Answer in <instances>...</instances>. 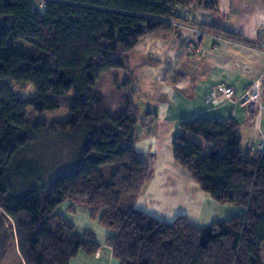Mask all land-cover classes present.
<instances>
[{
	"label": "trees",
	"instance_id": "obj_1",
	"mask_svg": "<svg viewBox=\"0 0 264 264\" xmlns=\"http://www.w3.org/2000/svg\"><path fill=\"white\" fill-rule=\"evenodd\" d=\"M215 2L0 0V231L8 239L14 228L26 264H67L79 251H98L92 231L77 233L56 212L67 201L70 210L86 207L111 232L105 243L119 264H264V149L241 147L237 121L182 120L172 154L203 192L242 212L202 226L184 214L168 222L134 208L152 173L135 148L140 109L134 77L114 79L126 91L115 113L105 93L94 89L101 73L128 71L130 54L144 35H180V20L241 42L180 11ZM20 41L27 45L13 44ZM11 83L32 85L34 96H18ZM62 99L67 118H29L31 112L59 108ZM46 133L72 145L78 162L49 182L31 170L35 163L20 159Z\"/></svg>",
	"mask_w": 264,
	"mask_h": 264
},
{
	"label": "crops",
	"instance_id": "obj_2",
	"mask_svg": "<svg viewBox=\"0 0 264 264\" xmlns=\"http://www.w3.org/2000/svg\"><path fill=\"white\" fill-rule=\"evenodd\" d=\"M190 11L195 21L212 23L242 41L220 34L193 36L201 49L194 54L184 47L182 33L159 32L142 37L131 52L130 66L137 78L150 79L155 86L151 96L137 95L135 148L149 161L152 173L134 208L168 222L184 214L202 226L237 215L243 208L217 202L200 190L175 162L172 142L179 123L195 117L235 119L242 148L264 142V96L254 107L240 100L244 90L264 74V50L258 46L264 45V0H216L211 8L193 6ZM220 84L230 87L233 95L227 98L219 93V104L212 105L209 94ZM69 206L67 201L56 212L71 221L77 233L92 231L99 249L94 254L79 251L67 264H119L105 243L111 232L92 219L86 207L76 205L70 210ZM12 233L7 239L0 231V264H26L14 228Z\"/></svg>",
	"mask_w": 264,
	"mask_h": 264
},
{
	"label": "rangeland",
	"instance_id": "obj_3",
	"mask_svg": "<svg viewBox=\"0 0 264 264\" xmlns=\"http://www.w3.org/2000/svg\"><path fill=\"white\" fill-rule=\"evenodd\" d=\"M193 6L194 5L180 8L181 14H183L185 17L188 18L193 17L192 14L190 13L192 12L190 10L192 9ZM177 23H178V27L180 28V32L182 33V35H184L183 36L184 47L187 50H190L194 54H199V53H195L189 46H187V43L189 41L193 42V40H191L193 36L198 35L200 37H203L207 35V33H209L210 35H216V33L214 32L206 31V33H204L205 31L201 30L199 27H197V25H194L186 20H180ZM195 30L201 31L203 33L195 32ZM187 34L191 35L190 38L186 36ZM147 35L150 34H146L144 36ZM13 44L18 47L27 45V43L23 41L14 42ZM197 46L199 47V45ZM260 48L261 50H264V45H262ZM128 64H129L128 71L124 69L122 70L112 69L101 73V75L96 81L94 89L105 93L110 113H115L116 111H118L119 108L123 106V102H124L123 94L126 93L124 89H120V88L118 89V87L114 85L113 83L114 79H116V81L120 83V81H122L123 78L127 77V74L132 75L134 77V81L136 84L135 85L136 94L134 93L133 95L135 99H137L138 94L144 98L147 97L148 95L151 96V94H153L155 90L154 83H152L150 79L145 80L143 78L142 81L140 75H139L140 79L137 78V76L132 70V67L130 66L131 65L130 57ZM11 86L18 94V96L22 98L29 99L34 96V89L30 84L18 85L11 83ZM66 102H67L66 99L60 100L59 108L54 110H47L42 113L31 112L29 114V118L32 120H45L49 122L57 119H65L69 116V112L65 104ZM73 153H74V149L72 148V145L70 146L68 143L64 142L61 138L46 133L42 136H39L35 141L31 142L28 145V147L20 154L21 156L20 159L35 163V165L32 166L31 170L36 172L38 171V173L40 174L43 173V180L45 182H49L53 180L58 174L65 171H71L78 166L76 153H75V158H73ZM16 163L19 162L16 161ZM103 172L104 175L108 173L106 169Z\"/></svg>",
	"mask_w": 264,
	"mask_h": 264
},
{
	"label": "built area",
	"instance_id": "obj_4",
	"mask_svg": "<svg viewBox=\"0 0 264 264\" xmlns=\"http://www.w3.org/2000/svg\"><path fill=\"white\" fill-rule=\"evenodd\" d=\"M195 32L201 31L195 30ZM206 33V32H204ZM207 35H210L207 33ZM187 46H189L195 53H201L200 47H198L193 42H188ZM221 93L227 98H230L233 95V91L230 87L224 86L222 84L217 85L215 88H213L209 94L208 100L210 104L212 105H218L219 104V98L218 95ZM264 96V75H262L260 78H258L256 81H254L251 85H249L243 92V95L241 97V103L244 105H248L249 107H254L258 101ZM255 148L261 150L264 149V142L255 145Z\"/></svg>",
	"mask_w": 264,
	"mask_h": 264
}]
</instances>
